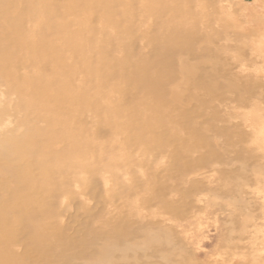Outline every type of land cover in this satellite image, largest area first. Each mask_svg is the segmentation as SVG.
I'll use <instances>...</instances> for the list:
<instances>
[{"label": "bare ground", "instance_id": "1", "mask_svg": "<svg viewBox=\"0 0 264 264\" xmlns=\"http://www.w3.org/2000/svg\"><path fill=\"white\" fill-rule=\"evenodd\" d=\"M214 2L0 0V264H264V25Z\"/></svg>", "mask_w": 264, "mask_h": 264}, {"label": "rangeland", "instance_id": "2", "mask_svg": "<svg viewBox=\"0 0 264 264\" xmlns=\"http://www.w3.org/2000/svg\"><path fill=\"white\" fill-rule=\"evenodd\" d=\"M213 1L214 0H212V2ZM253 1L255 2V0H217V1L215 0L214 3H216V6H217L216 10L217 11H219L221 13H229L231 15H234L236 17V19H238L239 24H242V26H244V27H252L251 25H254L256 23V21H259L260 23L262 22L264 25V0H260L257 3L256 2L253 3ZM168 15H169V13H167L165 16H168ZM259 17H260V19H259ZM229 30L232 33L233 31H235V28L229 27ZM257 31H263L262 27H259ZM232 37L236 38L239 36L236 35L235 37L234 36H232ZM219 42L221 44H223V43H226L227 40H225V39L221 40L220 39ZM227 43H230V41ZM260 66L264 67V62L263 63L259 62L256 66H254V69L256 70V68L258 69ZM261 68H259V70ZM188 212H189V210L186 212H183L181 215H183L185 213L184 214L185 219L189 220V219H191V217H193L194 211L192 212V210H190V212H189L190 214ZM216 213L204 215L205 217L203 216V218L201 220L202 224H203L201 227V230H199L197 228L194 231L195 233H197V235H200L199 239L203 240V241H201L202 242L201 245L203 246V251H206L208 253L207 259H212V260L219 258L221 255H224L226 253L225 248H223L221 234L228 227V226H226V228H225L224 223H226V224L230 223L229 217L227 216V212L226 213L225 212H216ZM187 214H189L188 217H187ZM215 214L217 215V217ZM82 216H84V217H82ZM77 217H76V219L79 220V222H78L79 225H76V226L77 227L79 226L78 228H80L81 227L80 224H85L88 217L86 215H84V213H83V215H81V216L79 215ZM213 220H215L216 222ZM260 221H262L261 219L258 220V222L264 223V218H263L262 222H260ZM80 239L82 240L81 242L79 241ZM84 239H85L84 236L79 237V239H76L75 243L79 245V244H82V242H83V244H85V241H83ZM219 239H221V240H219ZM246 240H248V239H246ZM246 240L243 241L242 246H247V244L251 241V239H249L248 241H246ZM249 247H250V245H249ZM200 259L204 260L205 257L202 256V257H200Z\"/></svg>", "mask_w": 264, "mask_h": 264}]
</instances>
